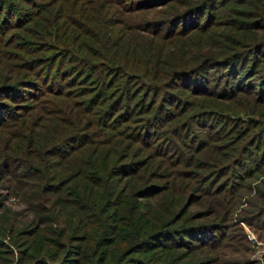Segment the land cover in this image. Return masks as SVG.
<instances>
[{
    "label": "trees",
    "instance_id": "trees-1",
    "mask_svg": "<svg viewBox=\"0 0 264 264\" xmlns=\"http://www.w3.org/2000/svg\"><path fill=\"white\" fill-rule=\"evenodd\" d=\"M0 98V264L254 263L264 0H0Z\"/></svg>",
    "mask_w": 264,
    "mask_h": 264
},
{
    "label": "rangeland",
    "instance_id": "rangeland-1",
    "mask_svg": "<svg viewBox=\"0 0 264 264\" xmlns=\"http://www.w3.org/2000/svg\"><path fill=\"white\" fill-rule=\"evenodd\" d=\"M18 1L20 2V0ZM24 5H28V4H24ZM190 21H194V18H192ZM217 77H219V73L217 74ZM252 80H254V78H252ZM212 83L213 81H211V84L209 85V87L212 86ZM240 95L242 96V98H240L241 102H246L249 104H257L255 99L247 98L245 94H240ZM189 97H192V96H189ZM3 99L4 98H0V101L4 102ZM24 99L29 100V97H25ZM5 101H10V100L6 99ZM197 101L204 102L202 99H199V98H197ZM10 102L12 103V101ZM4 103H8V102H4ZM165 105L167 108L171 107L169 103H166ZM177 105L178 104H173L174 107H176ZM0 114L3 115V110L0 111ZM190 130L194 131L193 132L194 135L196 134L198 137L206 136L204 129L196 126L194 123H190ZM202 141L204 143H207L210 140L204 139ZM252 165H253V161L249 159L248 161L245 162V166L242 167L239 165L235 167H236L237 172L239 171L241 172L244 167H247V166L250 167ZM263 177L264 176L256 173L255 177H252L249 180H247L249 181V184L245 188L241 189L242 194H241L240 203L236 205L234 209L235 211L229 213L227 212L229 211V209H226L225 207H223L221 212L228 213L233 218H240L244 216L245 211L250 210V205H249L250 202L248 201V199L251 198L254 194L257 195L258 193H260L258 192L257 188L259 187L260 181L262 180ZM235 181L240 182L242 181V179L241 180L236 179ZM3 191H5V189L0 188V192H3ZM200 192L197 191L196 192L197 195H200ZM261 198L263 199L262 204L264 205V196H262ZM253 201H256V200H253ZM6 202L14 209H19L20 207H22L21 204L17 203V199L15 196L14 197L8 196L6 199ZM200 208H203V207H200L198 204H195L192 206L191 210L197 211ZM263 219L260 217L255 220L253 219V224L252 223L248 224L247 222H244L242 220L241 221L236 220L237 223H239V225L241 226V230L236 227L233 230H231V233H230L232 235V238H230L229 243H232L234 246L238 247L242 255L254 261L253 264H264V220ZM243 233L246 235L248 240L243 236L244 235ZM214 237H215L214 234H212L211 237L209 238V241H216L217 238H214ZM216 255L218 256V254Z\"/></svg>",
    "mask_w": 264,
    "mask_h": 264
}]
</instances>
